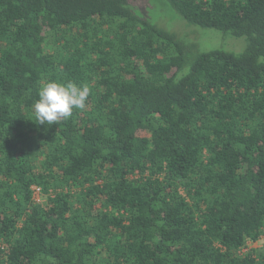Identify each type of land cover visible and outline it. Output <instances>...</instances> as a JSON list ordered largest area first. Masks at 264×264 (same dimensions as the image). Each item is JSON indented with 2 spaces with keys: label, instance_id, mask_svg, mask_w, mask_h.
Masks as SVG:
<instances>
[{
  "label": "trees",
  "instance_id": "1",
  "mask_svg": "<svg viewBox=\"0 0 264 264\" xmlns=\"http://www.w3.org/2000/svg\"><path fill=\"white\" fill-rule=\"evenodd\" d=\"M169 2L243 53L141 0H0V264H264V0ZM50 81L90 95L37 125Z\"/></svg>",
  "mask_w": 264,
  "mask_h": 264
},
{
  "label": "rangeland",
  "instance_id": "2",
  "mask_svg": "<svg viewBox=\"0 0 264 264\" xmlns=\"http://www.w3.org/2000/svg\"><path fill=\"white\" fill-rule=\"evenodd\" d=\"M145 3L151 22L158 27L166 29L186 42H194L197 50L201 53L213 50H222L228 53L240 55L243 53L247 40L237 38L213 29H202L192 26L185 21L180 14L171 6L169 0H141ZM190 40V41H189ZM35 200L42 201L41 195L35 193ZM264 246V236L256 243H248L247 249H260Z\"/></svg>",
  "mask_w": 264,
  "mask_h": 264
},
{
  "label": "clouds",
  "instance_id": "3",
  "mask_svg": "<svg viewBox=\"0 0 264 264\" xmlns=\"http://www.w3.org/2000/svg\"><path fill=\"white\" fill-rule=\"evenodd\" d=\"M90 87L73 82L58 83L50 81L43 85L39 99L34 104L37 125L57 124L72 115L73 109H83L90 95Z\"/></svg>",
  "mask_w": 264,
  "mask_h": 264
},
{
  "label": "built area",
  "instance_id": "4",
  "mask_svg": "<svg viewBox=\"0 0 264 264\" xmlns=\"http://www.w3.org/2000/svg\"><path fill=\"white\" fill-rule=\"evenodd\" d=\"M33 190H34V196H35V193H36V192H37L39 195H41V189H40V188L33 187Z\"/></svg>",
  "mask_w": 264,
  "mask_h": 264
}]
</instances>
